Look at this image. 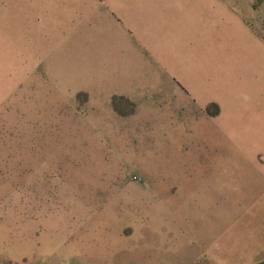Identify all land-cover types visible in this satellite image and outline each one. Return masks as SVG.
<instances>
[{
  "label": "rangeland",
  "instance_id": "374dc122",
  "mask_svg": "<svg viewBox=\"0 0 264 264\" xmlns=\"http://www.w3.org/2000/svg\"><path fill=\"white\" fill-rule=\"evenodd\" d=\"M205 2L221 41L264 45V0ZM38 5L0 0V264L264 260V127L236 157L215 102L200 114L130 40L59 31ZM253 81L262 103L264 62Z\"/></svg>",
  "mask_w": 264,
  "mask_h": 264
},
{
  "label": "crops",
  "instance_id": "0c3cea01",
  "mask_svg": "<svg viewBox=\"0 0 264 264\" xmlns=\"http://www.w3.org/2000/svg\"><path fill=\"white\" fill-rule=\"evenodd\" d=\"M37 1V15L53 16L55 25L64 26L59 31H78L85 26L92 34L89 39L94 40L99 32L104 39L110 32H118L119 40H130V46L139 51L136 62L144 64L142 58L146 57L155 64L174 93L185 96L200 114L207 103L215 102L219 108L211 118L215 128L233 145L236 157L255 159L251 135L262 134L264 98L262 91V103L253 101V79L263 72L264 45L258 40L250 44L221 41V31L212 21L214 13L205 0H42L48 1L46 5ZM95 6L100 15L86 13ZM63 16L70 18L59 21ZM41 24L45 27L39 30L46 31L48 23ZM126 48L120 47L119 52L128 62L131 53ZM203 172L193 170L189 175L201 176ZM226 189L262 191L257 186L240 185Z\"/></svg>",
  "mask_w": 264,
  "mask_h": 264
},
{
  "label": "trees",
  "instance_id": "16d2710c",
  "mask_svg": "<svg viewBox=\"0 0 264 264\" xmlns=\"http://www.w3.org/2000/svg\"><path fill=\"white\" fill-rule=\"evenodd\" d=\"M253 264H264V260H262L260 262L253 263Z\"/></svg>",
  "mask_w": 264,
  "mask_h": 264
}]
</instances>
